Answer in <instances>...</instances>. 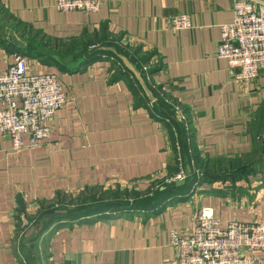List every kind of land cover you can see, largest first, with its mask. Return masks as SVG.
<instances>
[{
  "label": "crops",
  "instance_id": "obj_1",
  "mask_svg": "<svg viewBox=\"0 0 264 264\" xmlns=\"http://www.w3.org/2000/svg\"><path fill=\"white\" fill-rule=\"evenodd\" d=\"M233 1L100 0L97 13L85 14L59 13L57 0H0V72L24 57L28 74L56 75L67 97L42 145L32 148L24 137L15 152L0 134V264H178L168 233L189 235L202 208L213 210L220 229L232 221L264 223V152L257 144L264 137V72L238 82L216 57ZM180 15L192 28L173 32L169 21ZM39 39L93 46L78 55L44 49ZM105 41L158 60L151 81L186 111L202 158L241 161L252 171L228 179L221 169L219 178L156 210L74 220L55 213L57 199L146 196L174 174L170 120L157 118L135 68ZM255 256L264 264V254Z\"/></svg>",
  "mask_w": 264,
  "mask_h": 264
},
{
  "label": "built area",
  "instance_id": "obj_2",
  "mask_svg": "<svg viewBox=\"0 0 264 264\" xmlns=\"http://www.w3.org/2000/svg\"><path fill=\"white\" fill-rule=\"evenodd\" d=\"M100 0H57L59 13L95 14ZM231 23L220 27L218 59L225 60L238 82L254 81L264 72V3L257 0H234ZM173 32L192 28L188 15L169 21ZM67 101L56 75L27 73V60L17 56L15 63L0 72V134L8 137L12 149L38 147L50 136L49 123ZM184 180L182 172L167 182ZM169 247L177 250L178 264H255V253L264 254V223L232 221L220 229L212 209L202 208L195 216L189 235L168 233Z\"/></svg>",
  "mask_w": 264,
  "mask_h": 264
},
{
  "label": "trees",
  "instance_id": "obj_3",
  "mask_svg": "<svg viewBox=\"0 0 264 264\" xmlns=\"http://www.w3.org/2000/svg\"><path fill=\"white\" fill-rule=\"evenodd\" d=\"M99 50V49H98ZM88 54L90 52L87 51ZM99 54V51H96ZM118 54L123 55L127 59L130 60V56L125 51H118ZM95 54V53H94ZM92 54V55H94ZM91 55V56H92ZM145 60H143V63ZM141 63H137L135 65L137 70H141ZM152 71H148L145 76H149ZM142 79L144 80L145 76L143 71L140 72ZM154 113L157 118L164 117L166 120H170L165 111L160 108L159 103L154 102ZM171 121V120H170ZM179 127V144H180V159L176 161V165L178 170L175 171V174L182 172L184 175L183 185L177 186L176 182H165L160 185L156 190H153L150 195L139 196L136 194H121L126 203H99V204H90L94 200H91L90 203H82V197L80 199L75 200L74 202H67L65 198L57 199L55 204L53 205V211L55 213H62L66 220H74L78 218H85L92 215H100L103 212H115V213H123L126 211H150L156 210L159 207L163 206L167 203L168 200L174 199L177 196H186L189 195L198 183L206 182L208 180L216 179L221 176L217 172L221 169L228 170L225 172L228 179L238 178L245 172L252 171V167L250 164L246 165L241 161H229L226 163L216 162L211 163L209 159L202 158L198 152L195 150L193 144V133L190 125L188 124V129H184V126L175 124ZM258 148L260 151L264 152V137L262 140L258 141ZM191 147H190V146ZM259 150V149H258ZM264 163V159L262 160ZM251 169V170H250ZM247 172V173H248ZM246 174V173H245ZM174 177L171 175L170 179ZM169 179V180H170ZM30 256V255H27Z\"/></svg>",
  "mask_w": 264,
  "mask_h": 264
},
{
  "label": "rangeland",
  "instance_id": "obj_4",
  "mask_svg": "<svg viewBox=\"0 0 264 264\" xmlns=\"http://www.w3.org/2000/svg\"><path fill=\"white\" fill-rule=\"evenodd\" d=\"M40 45H42L44 47V49H54L53 51H57V52H63V53H68L70 51H73L75 53H77L79 55V53H85L89 50V47L93 46L92 45H87L86 47L84 46H73V47H67V46H59V45H53L50 44L49 42L44 41L43 39H39ZM104 47H111L113 46V48L115 49V53L118 54V51H125L126 53H129L130 56V60L126 59V57H124L121 54H118L120 56H123V58L130 64L132 65L135 69V65L137 63H141V70H137L139 73L141 71H143L145 76V73L147 74L148 71H153L155 69V67H157L159 65V62L157 59H150V58H146V57H142L140 55L137 54V51L134 48L131 47H127V48H122V47H116V45H114L113 42L110 41H105V45H103ZM90 47V48H91ZM95 48V47H93ZM128 50V51H127ZM72 52V53H73ZM143 60H145V62L143 63ZM118 65L120 66V64L118 63ZM141 76V75H140ZM142 79V76H141ZM143 80V79H142ZM143 83L145 84V86L147 87V89H149V92L152 94V96L154 97V100L156 101V103H159L160 108H162L165 113L166 116L171 120V126L172 128H170V137L168 138L169 144H172L174 146H172L174 148L175 151V156H174V161H178L181 157L180 152V144H179V127H177L175 124H179L184 126V129H188V124L190 123L189 121V117L186 113V111L184 109H182V107H180L179 105H177L175 102L171 101L164 93H162L160 91V89L155 86L152 81H151V77L149 76H145ZM152 97V98H153ZM190 146V145H189ZM191 147V146H190ZM178 170L177 165L172 166V171H174V174L172 176H175V171ZM173 178V177H172ZM171 178V179H172ZM91 200H94L93 202L90 203ZM127 200L124 199V197L122 195H119L115 192H86L83 196H82V203H90V204H99V203H126Z\"/></svg>",
  "mask_w": 264,
  "mask_h": 264
},
{
  "label": "water",
  "instance_id": "obj_5",
  "mask_svg": "<svg viewBox=\"0 0 264 264\" xmlns=\"http://www.w3.org/2000/svg\"><path fill=\"white\" fill-rule=\"evenodd\" d=\"M12 42H13V44H14L15 46H17V47H20V48H23V47H24V45H22L21 43H19V42L16 40L15 37H12ZM120 59H121V60H125L123 57H120ZM135 71H136V69H135ZM136 72H137V73H136ZM136 72H135V74L137 75L136 78H138V80H140V83H141V86L143 87V89H144L146 92H148V90H147L145 84H144V83L142 82V80H141L140 73H139L138 71H136ZM148 95L150 96L149 92H148ZM183 183H184L183 181L176 182V185H177V186H181V185H183Z\"/></svg>",
  "mask_w": 264,
  "mask_h": 264
}]
</instances>
